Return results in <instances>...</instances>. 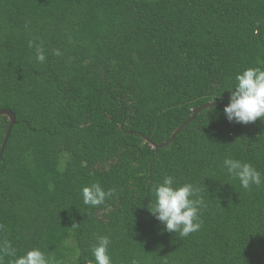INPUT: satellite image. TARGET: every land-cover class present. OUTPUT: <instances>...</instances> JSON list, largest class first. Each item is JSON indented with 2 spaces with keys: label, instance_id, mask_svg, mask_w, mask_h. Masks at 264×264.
<instances>
[{
  "label": "trees",
  "instance_id": "1",
  "mask_svg": "<svg viewBox=\"0 0 264 264\" xmlns=\"http://www.w3.org/2000/svg\"><path fill=\"white\" fill-rule=\"evenodd\" d=\"M256 67L264 0H0V109L17 117L0 159V245L88 264L106 235L113 264H264V122L214 106L158 153L145 139L166 141L222 91L213 101L227 103L226 86ZM8 125L0 116V150ZM225 156L262 184L241 188ZM166 176L202 189L187 237L148 210ZM94 183L115 190L96 207L81 196Z\"/></svg>",
  "mask_w": 264,
  "mask_h": 264
},
{
  "label": "clouds",
  "instance_id": "2",
  "mask_svg": "<svg viewBox=\"0 0 264 264\" xmlns=\"http://www.w3.org/2000/svg\"><path fill=\"white\" fill-rule=\"evenodd\" d=\"M30 46L32 42L30 41ZM55 55H60L54 50ZM36 59L43 63L46 60L42 47H37ZM230 96L223 113L229 122L243 125L254 123L258 119L264 122V69L259 67L247 68L237 73L233 82L226 86ZM221 93L216 95L221 97ZM213 99V100H214ZM212 100V101H213ZM223 168L228 176L239 181L241 188L248 190L251 186L262 184L261 173L247 162L225 156ZM202 189L192 183L175 185L172 176L163 178L162 183L157 184L152 193L154 200L147 205L149 212L163 226V230L187 237L191 233L198 232L201 228L200 212L207 205L201 195ZM115 194L114 189L105 190L98 183L85 186L81 190L83 203L92 207L104 204L106 199ZM111 240L106 235L96 237V242L90 251L93 257L88 264H113L109 254ZM12 259L9 264H59L54 257L46 255L38 247H33L23 255L17 256L10 244L0 245V264H4V257Z\"/></svg>",
  "mask_w": 264,
  "mask_h": 264
},
{
  "label": "water",
  "instance_id": "3",
  "mask_svg": "<svg viewBox=\"0 0 264 264\" xmlns=\"http://www.w3.org/2000/svg\"><path fill=\"white\" fill-rule=\"evenodd\" d=\"M227 103L225 102H221V101H211L205 104L200 105L199 107H196L193 109V113L191 114V116L189 118H187L170 136L169 139H167L166 141L162 142V143H156L154 141H152L150 138L145 136V139L147 142H149L155 149L156 152L158 153L159 149L167 147L169 144H171L175 138L177 137V135L184 129V127L186 125H188L190 122H192L194 120V118L200 114L204 109L206 108H210V107H214V106H221V107H225ZM0 116H7L9 118V125H8V129L7 132L5 134L4 137V141L2 143L1 146V150H0V159H2L4 152L6 150V147L8 145L11 133L13 131L14 126L17 123V117L16 114L10 110V109H6V108H2L0 109Z\"/></svg>",
  "mask_w": 264,
  "mask_h": 264
}]
</instances>
